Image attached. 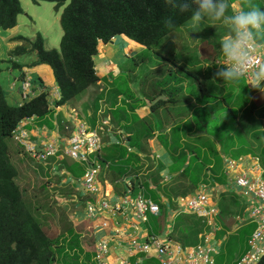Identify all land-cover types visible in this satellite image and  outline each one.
Instances as JSON below:
<instances>
[{
    "label": "crops",
    "instance_id": "0c3cea01",
    "mask_svg": "<svg viewBox=\"0 0 264 264\" xmlns=\"http://www.w3.org/2000/svg\"><path fill=\"white\" fill-rule=\"evenodd\" d=\"M16 20L13 28L0 29V85L10 105H18L40 91L47 92V114L24 118L16 128L24 130L27 140L39 149L43 142H55L58 152L55 157L39 162L11 138L8 142L9 156L32 158L42 165L52 164L53 174L61 175L60 182L66 185L74 184L77 180L82 192L80 179L83 173L79 177H72L64 165L68 161L84 170L83 164L71 160L64 153L67 138L78 123H84L99 133L101 146L90 156L99 165L97 191L89 194L95 199L87 201L97 211L87 222H80L76 229L81 228L74 232L78 233L80 239L85 237L84 225L89 224L93 228V239L85 240L92 243V247L97 240L102 239L95 235L96 231L98 235H105L104 239L109 245L106 264H118L120 258L127 259L130 264L159 260L154 249L146 254L130 253L128 250L131 238L144 241L150 236L149 216L159 213H147L146 220L142 222L135 218L130 207L114 215L109 209L99 208L101 201L107 202L109 206L118 201L126 193V181H133L135 185L137 181L143 183L146 189L140 186L136 195L142 194L159 206V212L164 217V227L158 235L153 236L163 240L170 239L183 246L179 238H173L174 232L177 233L175 221L190 213L175 214L179 199L197 191L204 192L205 189L214 197L224 194L219 195L220 199L216 203L204 192L218 209L212 221L215 226L212 240L218 249L221 238L219 234L228 230L225 226H231V210L238 207V220L251 225L253 229V222L246 218L243 197L239 194L242 200L240 203L238 198L236 202L230 194H238V191L232 185L235 171H228L225 160L241 159L243 163L236 172L253 175V160L257 158L263 177L264 162L261 158L264 157L261 155L264 152V139L252 140L250 133L252 130H259L262 135L264 133V92L248 86L243 77L245 86L242 85V90L236 86L238 81L220 82L214 79L216 64L223 63L224 57L207 61L193 52L199 47L197 44H178L169 54L160 55L159 58L155 55L146 60L145 57L138 58V54L151 48L137 45L123 35H115L109 42H99L97 45V53L93 56L98 76L96 85L86 88L61 105H55L59 94L53 74H49L44 64H35V58L27 63L19 61L21 53H12L20 44L17 36H22L18 31L19 15ZM130 59L134 60L133 68L128 65ZM125 65L128 68L123 71L124 75L137 90L113 92L112 77H117ZM139 66H144L146 72L143 73L144 77L135 78V70ZM25 72L30 77L32 91L27 97H23L20 87ZM258 86L264 89V84ZM253 101L256 103L253 104ZM210 123L212 129L208 127ZM237 137L244 138L243 142L239 143ZM227 139L231 143L224 145L226 149L223 151L222 140ZM103 158L108 160L105 162ZM99 180H102L101 184ZM145 192L151 196H146ZM227 202V207L223 208L222 203ZM30 209L33 212L31 206ZM223 211L229 216L228 219ZM197 220L201 228L195 243L190 246L199 242V234L210 229L205 220L198 217ZM69 229L73 230L72 227ZM58 235L63 236L61 232ZM66 253L72 256L74 251L67 248ZM90 253L91 264H96L94 248ZM77 254L81 259L83 254L80 255L79 250ZM61 256L58 259L63 258Z\"/></svg>",
    "mask_w": 264,
    "mask_h": 264
},
{
    "label": "trees",
    "instance_id": "16d2710c",
    "mask_svg": "<svg viewBox=\"0 0 264 264\" xmlns=\"http://www.w3.org/2000/svg\"><path fill=\"white\" fill-rule=\"evenodd\" d=\"M40 1L52 2L56 9L65 3V0H31L32 3ZM258 7L264 9L263 5L258 4ZM20 13L22 8L19 0H0V29L13 28ZM166 18H171V28L165 26ZM188 20L190 13H179L163 5L161 0H69L59 16L62 35L58 49H46L42 35L37 32L31 40L17 36L19 41H27L29 47L19 45L12 53L33 51L35 64L50 67L59 94L55 105H61L86 88L96 85L98 76L93 56L97 53L99 42L106 43L115 35H123L137 45L152 48ZM46 96L47 92L43 90L18 105H10L0 85V264H60L63 258L58 259V256L72 257L77 255L78 250L80 255L83 253L89 260L74 230H66L69 238L47 234L23 198L16 182L17 169L9 156L8 141L12 131L24 118L47 114L49 108ZM261 156L264 157V152ZM103 159L105 162L108 160ZM64 165L72 177H79L84 172L68 161ZM140 186L146 189L139 181L136 185L130 182L131 195L135 196ZM144 194L151 196L147 192ZM148 225L149 234L158 235L164 227L163 213L150 215ZM175 231L178 233L177 238L187 247L195 243L200 227L178 217ZM67 248L74 251L72 256L66 253ZM83 255L81 260L78 254L74 259L75 264H85ZM158 261L143 260L140 264H159ZM257 264H264V254Z\"/></svg>",
    "mask_w": 264,
    "mask_h": 264
},
{
    "label": "rangeland",
    "instance_id": "374dc122",
    "mask_svg": "<svg viewBox=\"0 0 264 264\" xmlns=\"http://www.w3.org/2000/svg\"><path fill=\"white\" fill-rule=\"evenodd\" d=\"M19 2L22 8V13L19 14L20 26L18 31L20 35L31 40L37 32H40L44 39V47L46 49L58 48L62 32L59 24V16L63 7L68 4L69 0H65L64 5L60 7L59 10L56 9L55 4L52 2L40 1L39 3H32L31 0H19ZM227 3L229 4V7L226 9V16L232 15L234 11L239 9L247 10V8L251 6L258 7V4L264 6V0H227ZM189 24L190 20L164 36L156 47H152L148 50L144 49L138 54V58L145 57L147 60L148 58L152 59L155 55L159 58L160 55L169 54L172 48L178 44L194 43L199 47L193 52L199 57H202L207 61L217 58L222 59L224 56L220 48V43L230 34L227 25L222 21H206L201 25V29L199 31L192 32V30L188 27ZM257 41H264V35L259 34L257 36ZM19 45H22L25 48L29 47L27 41H20ZM33 58H35L33 51H26L21 53L18 59L19 61H27L28 63ZM133 61L134 60L130 59V62L128 63L131 68L134 66ZM128 65H125V68H123L122 72L119 73L117 77L111 76V89L113 92L118 91L128 93V91H132L133 89L137 90V88L132 87L129 80L124 75L123 71L128 68L126 67ZM43 66L51 75L52 72L50 67L47 65ZM135 72V78L139 76L144 77L143 73L146 72V68L144 66H139L136 68ZM26 73L27 72L24 74ZM132 79L134 80V77ZM157 85L159 86L160 84ZM242 85L245 86L243 78L238 80L236 86L242 90ZM241 95L238 96L239 99H241ZM208 127L209 129H212V123H210ZM256 134H258V137H255ZM250 135L252 140H260L261 138L264 139V133L262 135V132L259 130H252ZM243 140L244 138L237 137V141L239 143L243 142ZM8 142L10 143V140ZM228 143H231L230 139L222 140L223 151H225V146H227ZM225 154H227V152H225ZM10 159L17 169L16 182L22 190L23 198L25 202L33 208V213L42 223L47 234L50 236H57L61 232L63 236L69 238V236L65 233L67 228L69 229V227H72L74 231H77L79 228L77 227L76 229V226L80 225V222L85 223L88 219H90L85 211L87 210V206H92V203L88 204V202L93 201L95 198H91V195L87 194L82 189L81 192L79 190L77 180H75L77 184L68 183L65 185L60 182L61 175L59 176L56 173L53 174L54 172L51 168L52 164L42 165L35 162L32 158ZM261 159H263L264 162V158ZM101 181L102 180H99V184L102 183ZM205 190L204 192L209 195L210 199L216 201V203L220 199L219 195L224 196V194H219L214 197L209 190ZM61 194H64L65 196L60 197ZM230 194L234 197L236 202L238 198L240 200L239 202L242 203L239 193L236 194L235 192H231ZM227 204L228 202L222 203V207L226 208ZM30 206L28 207L30 208ZM238 210V207L236 210H231V226H225L228 230L219 234L221 235L220 248L217 250V255L214 257L215 264H233L246 247V237L251 232L252 226L246 225L242 221L238 220L237 217L240 215ZM223 215H225L226 219L229 218L224 211ZM180 217L189 220L193 224H197V227L201 228V223L199 220V222L197 221V217L194 214H184ZM215 221L217 222L216 218ZM84 232H86L85 237L81 239L78 238V242L83 250L87 252L90 260V250L94 248V245L92 247V244H89V241L85 239L92 238L93 228L90 227L89 224H85ZM95 235L100 238L102 237L101 240L106 237L105 235H98L97 231L95 232ZM177 237L178 233L174 232L173 238L175 239ZM77 256L78 254L72 257H68V255H66L60 261V264H75L76 261H74V259ZM89 260L86 256H84L85 264H91V261Z\"/></svg>",
    "mask_w": 264,
    "mask_h": 264
},
{
    "label": "built area",
    "instance_id": "2783aa9c",
    "mask_svg": "<svg viewBox=\"0 0 264 264\" xmlns=\"http://www.w3.org/2000/svg\"><path fill=\"white\" fill-rule=\"evenodd\" d=\"M225 58L223 59L224 62ZM264 62V58L253 56L245 66V76L243 77L247 84L251 79V72L254 67ZM24 74L20 87L23 97L32 93L30 77ZM248 86L252 87L251 84ZM11 138L25 152L36 157L39 162H44L49 157L57 155V144L53 141L43 142L40 149L27 140V134L20 128L12 131ZM101 146V137L99 133L89 128L84 123H78L71 131L67 138V146L64 153L73 161L83 164L84 172L80 179V185L84 192L94 194L97 191V175L99 165L90 158ZM253 175L248 172H236L241 167L243 161L230 160L225 161L228 171H235L232 178V185L243 197L246 205V218L253 222L254 228L247 238L244 252L234 261L233 264H257L264 254V178L262 177V168L258 164V159L253 160ZM130 181H126V193L114 204L109 206L107 202L101 201L99 208L109 209L111 213L117 214L126 207L133 209L134 216L137 220L144 222L146 214H158L159 206L142 194L131 196ZM94 206H87V216L92 217L96 213ZM218 209L212 204L207 195L202 191L181 197L175 210V214L190 213L206 221L210 226L209 231L199 234V242L194 246H182L170 239H161L158 236L150 235L144 241L131 238L128 250L130 253L140 252L148 253L154 249L159 257L160 264H214V255L218 247L213 242L214 224L212 221L217 215ZM117 232V229H116ZM94 261L96 264H106L105 257L108 254V242L97 240L94 245ZM118 264H130L125 258H120Z\"/></svg>",
    "mask_w": 264,
    "mask_h": 264
},
{
    "label": "clouds",
    "instance_id": "9594fccd",
    "mask_svg": "<svg viewBox=\"0 0 264 264\" xmlns=\"http://www.w3.org/2000/svg\"><path fill=\"white\" fill-rule=\"evenodd\" d=\"M161 2L179 13H190L188 27L192 32L199 31L206 21H222L227 25L230 34L220 43L225 60L216 64L214 79L220 82L238 81L245 76V66L251 57L264 58V41H257V36L264 33V9L251 6L247 10L239 9L226 16V9L229 7L227 0H161ZM164 23L166 27H172L171 18H166ZM207 66L209 65H205ZM248 84L264 92V89L258 86L264 84V62L254 67Z\"/></svg>",
    "mask_w": 264,
    "mask_h": 264
}]
</instances>
